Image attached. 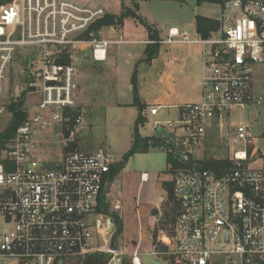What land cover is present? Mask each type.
Here are the masks:
<instances>
[{"label":"built area","instance_id":"2783aa9c","mask_svg":"<svg viewBox=\"0 0 264 264\" xmlns=\"http://www.w3.org/2000/svg\"><path fill=\"white\" fill-rule=\"evenodd\" d=\"M105 14L102 7L70 0L0 4V119L5 112L12 117L7 106L19 101L5 99L6 73L16 58L22 64L28 56L22 67L25 117L0 160V260L9 264L82 262L93 253H105L108 264H117L123 255L112 242L108 216L96 212L116 164L113 154L103 148L66 150L56 168L33 155L38 141L58 124L70 131L63 148L82 131L76 60L91 51V59L105 61L109 45L123 42L92 27ZM219 22L207 38L172 27L157 41L203 46L201 99L180 105L179 117L167 122L182 131L179 139L162 125L175 152L190 158L209 135L225 128L234 108L245 112L264 105L253 82L254 66L264 64V0H221ZM158 110L151 108V114ZM228 130L247 147L229 157V170L218 174L196 165L173 177L179 209L163 252L168 264H264V146H256L264 129L243 119ZM132 264H142L138 251Z\"/></svg>","mask_w":264,"mask_h":264},{"label":"crops","instance_id":"0c3cea01","mask_svg":"<svg viewBox=\"0 0 264 264\" xmlns=\"http://www.w3.org/2000/svg\"><path fill=\"white\" fill-rule=\"evenodd\" d=\"M135 1L140 4H138L140 8L138 7L136 12L142 17V3L149 2V0H126V2L123 0L124 5L132 9H135ZM173 1L180 3L181 6L183 3L195 1L197 8L194 9L193 15L182 16L169 25H159L152 19L150 21L144 19L153 26L154 31L156 30L157 39L151 37L153 32L144 23L132 16L125 17L122 22L100 27L99 30L104 38L123 42L109 45L105 61L98 62L84 57L86 59L84 67H79L75 76L77 85L75 97L84 113L90 106L96 104L95 92L98 90L96 86L102 85L112 90V96L109 99L122 114L120 116V133L127 140L124 149H128V151L133 143L136 120L141 113L138 107L134 105L132 77L135 71L137 72L139 99L145 105L142 114L149 120L148 114H151V108H159L156 115L151 114V120L154 124L162 121L156 117L160 115L161 110L166 109L169 113V110H172L176 120L180 114V105L199 101L202 97L203 77L205 75L203 46L201 44L158 43L157 41L166 39L169 29L172 27L181 30L186 29L192 35L197 34L203 38L212 36L220 26L221 0ZM123 2L118 0V5L114 10H108L106 6L99 4H91L90 6L102 7L106 13L119 16L123 13ZM215 5L219 16L214 14L213 6ZM199 16L213 21V23L204 24V29L209 31L207 37L203 36V33L198 29L197 18ZM213 24L219 25L217 28L216 26L210 28V25ZM153 45H155L156 54L151 59H146L147 49ZM91 62L96 67L91 65ZM58 126L61 129L60 133L63 136L64 134L67 135L64 127ZM82 128V136L91 134V128L84 125ZM140 134L143 137H150V134L146 135L141 130ZM153 150L154 147L150 146L148 150L137 153H149ZM62 158L63 156L52 161L49 164L50 167L60 166ZM118 162L120 160H116V164ZM123 168L113 177H108L96 204V212L108 216L109 231L113 233L112 242L123 252L117 264H132V253L135 251L139 252L141 263H143L142 256L154 257L158 261L166 262V256L163 252L168 248L169 238L173 237L172 228L175 223V221L171 222V218L174 219L177 216L179 207H177L175 216L171 210L173 203H169L168 191L165 186L173 182L176 171L184 167L172 168V164L168 162L167 150L165 169L159 170L154 165V169L150 172L142 171L138 174L136 189H129L127 184V191L123 193V198L112 200L110 197L111 189L117 184L118 178L122 174L124 175ZM117 216L121 219L122 232L114 240L118 229ZM161 222L171 225L170 232H164V225L161 226Z\"/></svg>","mask_w":264,"mask_h":264},{"label":"rangeland","instance_id":"374dc122","mask_svg":"<svg viewBox=\"0 0 264 264\" xmlns=\"http://www.w3.org/2000/svg\"><path fill=\"white\" fill-rule=\"evenodd\" d=\"M70 1L79 3L81 5L99 4L106 6L108 10H114L118 5V0ZM136 3L139 4L138 1ZM195 8H197L195 1L183 3L181 6L180 3L173 0H149V2L142 3V13H140L143 15L142 18L147 19V21L152 19L159 25H169L174 22V20L182 18V16L189 17L193 15ZM213 8L215 9L214 14L219 16V12L216 10L217 6L215 5ZM85 61L86 59L80 55L76 60V65L82 68L84 67ZM20 65L21 60L16 58L6 73V79L4 83L5 99L9 100V98L14 97L18 98L19 101L23 99L25 103L26 95L24 94V96H22V86L25 83V77ZM91 65L96 67L93 62H91ZM253 76L254 86H256L258 92L264 94V85H259L260 81L264 80V64L254 66ZM96 87L98 88V90L95 92L96 104L94 106H90V108L87 109V111L83 114L82 119V125L91 128V134L89 136H82L81 132H79L75 136L74 141L70 142L75 143L76 146L71 148V144L69 143V146L67 145L68 147L65 146V148H63L67 139V135L63 136L60 133L61 129L59 128L58 124L56 125L57 130L54 129L51 131V133L46 132V134L43 136V139L38 142L33 152L35 158L50 167L49 164H51L52 161L62 157L66 150L80 149L91 151L103 147L112 152L114 158L117 161L124 159V154L128 152V149H124L127 140L123 137V134L120 133V116L122 114L118 110L117 106L112 104V100L109 99L112 96V90L102 85H100V87ZM169 111L170 113L166 109L161 110L160 115L156 117L162 120L160 121L159 125H165L171 131H176L178 136H176L175 139H179L182 131L167 125L168 121L175 120L173 111ZM148 118L150 122L147 120L144 123V126H140V130L146 135L150 134V136H153L156 125H154L152 122V116L150 113L148 114ZM11 119L12 117L9 116L8 112H5V114L0 119V131L4 130ZM243 119L250 122L252 127L255 129H264V105L250 108L245 112H243L241 109L234 108L230 122L228 121V123H226L225 128L219 130L214 135H209L208 138H206V141L202 143L198 151L191 157L193 163L189 168L199 165V161H202L206 158L215 157L219 159H229V157H232L235 151L247 149L246 145L243 142L238 141L234 137V134L228 130L229 125L230 127L236 128L239 122ZM256 146L263 147L264 140H259ZM167 150H170L169 147L159 143L154 146V150L149 153L140 152L133 155L132 157H129L122 170L124 175L122 174V176L118 178L117 184L111 189V199H122L123 193L127 191L128 186L129 189H136V185L138 184V174H140L142 171L150 172L152 169H154V165H156V168L159 170L165 169ZM178 151H180V149ZM125 176L127 177V181ZM160 225H164V232H170V224L161 222ZM83 261L81 262L79 259H73L67 261L66 264H83ZM142 262V264H168L163 260L158 261L156 258L148 256H142ZM9 263V261L0 260V264Z\"/></svg>","mask_w":264,"mask_h":264},{"label":"trees","instance_id":"16d2710c","mask_svg":"<svg viewBox=\"0 0 264 264\" xmlns=\"http://www.w3.org/2000/svg\"><path fill=\"white\" fill-rule=\"evenodd\" d=\"M11 1L12 0H0V4L8 3ZM134 6H135V9L129 8L128 6L124 5V2H123V13L121 15L118 16V15L106 13L103 17L99 18L93 24L92 27L94 29H99L100 27L105 26V25H113L117 22H122L125 17L132 16L133 18L144 23L145 26H147V28L151 32H153L151 34V37H153L154 39H157V32L156 30L154 31L153 26L148 24L140 15L137 14L136 10L139 7L138 4L136 3ZM205 23H213V21L200 17V16L197 18L198 29L203 33V36L207 37L209 31L204 29ZM213 25H210V28H213L215 26L217 28L219 24L218 25L213 24ZM155 54H156V49H155V45H153L151 48L147 49L146 59H151ZM132 84H133V91H134V105L138 107L141 113L139 114L136 120L135 129H134V139H133L131 148L124 155V159L118 162L117 164H115L111 168V171L108 174V177H113L115 173L121 170L125 166L130 156L134 155L135 153L139 151L148 150L150 147V142L154 139L153 136L143 137L140 134V126L143 125L147 121V119L142 114L143 110L145 109V105L139 99L138 89H137V72L136 71L134 72L133 77H132ZM23 103L24 101L23 99H21L18 102H11L7 106L8 111L12 112L13 116L9 124L4 128V130L0 131V160L2 157V152H3L6 142L9 141L13 137L16 128L18 127V125L22 122L23 118L25 117V112L22 109ZM69 132L70 131H67V135L69 134ZM70 144H71L70 145L71 148L72 147L74 148L76 146L75 143H70ZM168 162L172 164V168L174 169L179 166L184 167V168H189L191 167L193 163V161H191V163H187L177 158L176 154L170 150H168ZM198 166L201 168L214 170L216 173L221 174L222 172L229 170L232 167V162L228 158L219 159V158L211 157V158H206L202 161H199ZM165 188L168 191L169 203H173L171 210L173 213H175V216H176L178 202L174 198L173 182L166 184ZM175 218L176 217H174V219L171 218V222H174ZM116 222H117L118 229L116 231L114 240H116V237H118L122 232V223H121V219L118 216L116 218ZM108 262H109V257L105 253H93L85 257L83 264H108Z\"/></svg>","mask_w":264,"mask_h":264},{"label":"water","instance_id":"95a60500","mask_svg":"<svg viewBox=\"0 0 264 264\" xmlns=\"http://www.w3.org/2000/svg\"><path fill=\"white\" fill-rule=\"evenodd\" d=\"M85 57L87 59H91V51H88L85 55ZM28 61V56L25 57L24 62L20 65L21 69L24 65L27 64ZM172 135L169 133V131H167L165 129V127H163L162 125H157L155 126V132H154V139L150 142V146L154 147L159 143H162L164 145H166L167 147H169V149L176 154L177 158L187 162V163H191V158L188 155L185 154H181V153H176L175 152V147L172 144V142L170 141V137ZM237 167H241V164H237Z\"/></svg>","mask_w":264,"mask_h":264}]
</instances>
